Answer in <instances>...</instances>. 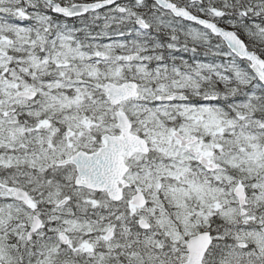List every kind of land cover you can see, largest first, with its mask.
Returning <instances> with one entry per match:
<instances>
[{
    "label": "snow or ice",
    "instance_id": "1",
    "mask_svg": "<svg viewBox=\"0 0 264 264\" xmlns=\"http://www.w3.org/2000/svg\"><path fill=\"white\" fill-rule=\"evenodd\" d=\"M0 264H264V0H0Z\"/></svg>",
    "mask_w": 264,
    "mask_h": 264
}]
</instances>
